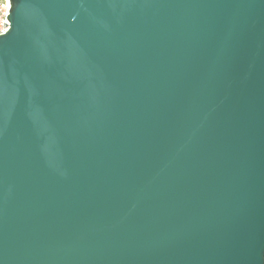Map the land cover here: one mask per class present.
<instances>
[{
  "label": "water",
  "instance_id": "1",
  "mask_svg": "<svg viewBox=\"0 0 264 264\" xmlns=\"http://www.w3.org/2000/svg\"><path fill=\"white\" fill-rule=\"evenodd\" d=\"M0 264H264V0H10Z\"/></svg>",
  "mask_w": 264,
  "mask_h": 264
},
{
  "label": "built area",
  "instance_id": "2",
  "mask_svg": "<svg viewBox=\"0 0 264 264\" xmlns=\"http://www.w3.org/2000/svg\"><path fill=\"white\" fill-rule=\"evenodd\" d=\"M11 9L10 0H0V35L9 30L10 22L8 19Z\"/></svg>",
  "mask_w": 264,
  "mask_h": 264
}]
</instances>
